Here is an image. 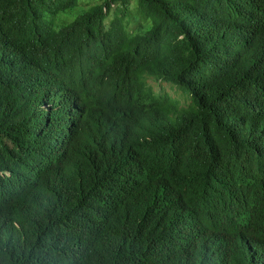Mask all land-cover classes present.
Masks as SVG:
<instances>
[{
    "label": "trees",
    "instance_id": "16d2710c",
    "mask_svg": "<svg viewBox=\"0 0 264 264\" xmlns=\"http://www.w3.org/2000/svg\"><path fill=\"white\" fill-rule=\"evenodd\" d=\"M0 264H264V0H0Z\"/></svg>",
    "mask_w": 264,
    "mask_h": 264
},
{
    "label": "rangeland",
    "instance_id": "374dc122",
    "mask_svg": "<svg viewBox=\"0 0 264 264\" xmlns=\"http://www.w3.org/2000/svg\"><path fill=\"white\" fill-rule=\"evenodd\" d=\"M78 14V11H72L67 14H59V16L56 18L57 23L53 21V25L63 22H69L73 20V18L76 17ZM147 84L152 88V91L154 93H166L171 98L178 101L179 111L177 114L168 115L167 119L169 122H177V120L180 118L179 115L181 113L192 111L195 109L190 95L183 88L170 83L158 82L150 78L147 79Z\"/></svg>",
    "mask_w": 264,
    "mask_h": 264
}]
</instances>
